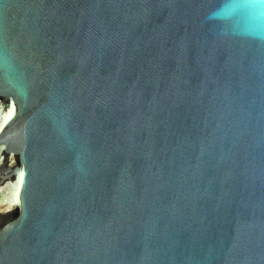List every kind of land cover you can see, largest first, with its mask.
<instances>
[{"label":"water","instance_id":"95a60500","mask_svg":"<svg viewBox=\"0 0 264 264\" xmlns=\"http://www.w3.org/2000/svg\"><path fill=\"white\" fill-rule=\"evenodd\" d=\"M0 264H264V0H0Z\"/></svg>","mask_w":264,"mask_h":264},{"label":"snow or ice","instance_id":"6c2138e0","mask_svg":"<svg viewBox=\"0 0 264 264\" xmlns=\"http://www.w3.org/2000/svg\"><path fill=\"white\" fill-rule=\"evenodd\" d=\"M232 6H233V7H245V6H247V5H238V4H233Z\"/></svg>","mask_w":264,"mask_h":264}]
</instances>
